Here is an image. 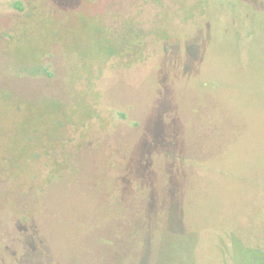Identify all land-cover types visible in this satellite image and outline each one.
<instances>
[{
    "label": "rangeland",
    "instance_id": "1",
    "mask_svg": "<svg viewBox=\"0 0 264 264\" xmlns=\"http://www.w3.org/2000/svg\"><path fill=\"white\" fill-rule=\"evenodd\" d=\"M0 264H264V0H0Z\"/></svg>",
    "mask_w": 264,
    "mask_h": 264
},
{
    "label": "trees",
    "instance_id": "2",
    "mask_svg": "<svg viewBox=\"0 0 264 264\" xmlns=\"http://www.w3.org/2000/svg\"><path fill=\"white\" fill-rule=\"evenodd\" d=\"M128 40H130V37H128V38H126L124 41L122 40V42H126V41H128ZM115 52L113 51L112 53H110V54H114ZM109 54V55H110ZM118 54H120V53H118Z\"/></svg>",
    "mask_w": 264,
    "mask_h": 264
},
{
    "label": "flooded vegetation",
    "instance_id": "3",
    "mask_svg": "<svg viewBox=\"0 0 264 264\" xmlns=\"http://www.w3.org/2000/svg\"><path fill=\"white\" fill-rule=\"evenodd\" d=\"M8 96L6 95V96H4L3 98H7ZM5 100V99H4Z\"/></svg>",
    "mask_w": 264,
    "mask_h": 264
}]
</instances>
